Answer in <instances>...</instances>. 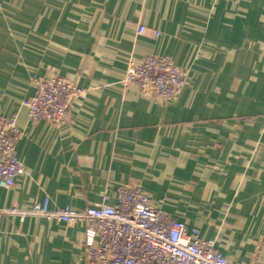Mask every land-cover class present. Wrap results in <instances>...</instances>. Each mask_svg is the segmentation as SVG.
I'll list each match as a JSON object with an SVG mask.
<instances>
[{"label":"crops","instance_id":"crops-1","mask_svg":"<svg viewBox=\"0 0 264 264\" xmlns=\"http://www.w3.org/2000/svg\"><path fill=\"white\" fill-rule=\"evenodd\" d=\"M146 55L187 73L175 101L122 89ZM54 75L84 90L68 124L29 122L33 80ZM0 115L23 166L1 209L115 205L136 180L230 264H264V0H0ZM83 238L77 222L1 215L0 264H85Z\"/></svg>","mask_w":264,"mask_h":264},{"label":"built area","instance_id":"built-area-1","mask_svg":"<svg viewBox=\"0 0 264 264\" xmlns=\"http://www.w3.org/2000/svg\"><path fill=\"white\" fill-rule=\"evenodd\" d=\"M138 25L135 36L145 33ZM157 37L158 32H153ZM35 94L22 101L29 122L44 121L53 127L69 122L72 102L84 93L76 84L54 75L34 79ZM123 90L134 88L141 96L160 102L175 101L187 85V73L168 57L146 55L137 62L129 60L120 82ZM21 131L15 118L0 115V188H10L23 166L16 156ZM104 200L83 209L70 207L49 210L48 198L31 210L1 209L0 216L17 214L54 219L83 226L85 264H230L215 249L214 240H202L197 230L188 232L185 225L170 219L153 206L150 194L140 182L129 181L116 190L115 205Z\"/></svg>","mask_w":264,"mask_h":264}]
</instances>
